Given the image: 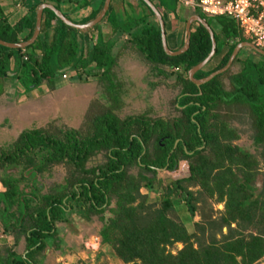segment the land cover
<instances>
[{
    "label": "trees",
    "instance_id": "trees-1",
    "mask_svg": "<svg viewBox=\"0 0 264 264\" xmlns=\"http://www.w3.org/2000/svg\"><path fill=\"white\" fill-rule=\"evenodd\" d=\"M138 1L144 7L138 18L132 17L137 11L126 10L118 21L110 18L115 13L110 0L101 21L86 30L67 26L45 8L32 44L24 49L0 45V97L17 91L29 97L42 84L55 91L64 84L63 74L70 75V82L92 77L100 88V101L93 109L94 102L89 104L78 128L32 122L0 146V225L13 237V246L22 241L24 247L19 253L2 245L0 264H45V250L51 247L62 254L59 225L69 224L75 212L88 222L99 215V254L123 264H256L264 256V172L258 169L264 162V56H239L240 49L226 71L198 87L187 73L211 50L206 29L194 21L187 51L169 56L153 12ZM149 1L157 9L155 0ZM43 3L67 19L64 8L88 10L80 14V24L103 7V1L93 7L89 0H15L12 6L19 4L21 13L11 22L9 7L0 2V40L28 41ZM219 17L226 19L219 34L206 22L215 53L194 74L196 80L224 67L238 43L251 42L235 20ZM100 23H111L112 35L104 40L99 33L93 41L87 32ZM182 35L171 51L182 48L184 26ZM233 37L238 39L230 44ZM133 53L157 79L148 82L151 91L173 81L174 117L151 118L149 109L120 117L129 88L119 60ZM8 79L17 88L4 86ZM245 133L250 146L235 144ZM182 161L186 175L169 183L157 177L158 169L176 171ZM60 165L67 169L63 181L46 189L40 178ZM150 192H160L159 202L150 199ZM212 199L224 202L218 217H213ZM180 203L185 218L178 214ZM105 210L110 213L106 219ZM196 214L199 220H193ZM177 243L183 247L172 254L168 249Z\"/></svg>",
    "mask_w": 264,
    "mask_h": 264
},
{
    "label": "rangeland",
    "instance_id": "rangeland-1",
    "mask_svg": "<svg viewBox=\"0 0 264 264\" xmlns=\"http://www.w3.org/2000/svg\"><path fill=\"white\" fill-rule=\"evenodd\" d=\"M102 1L104 4L105 0H97V5L95 7H99ZM128 3H131L133 7H130ZM154 3H156L160 13L168 12L170 14L181 15L180 18L182 20H185L188 16L200 15L205 22L210 24L216 34H219V28L226 20L225 17L208 16L200 9L193 11L178 0H155ZM112 4L115 13L113 16H110V18H116L117 21L120 19L122 11L124 12L125 10L128 14H131L132 11L133 13L137 11L132 16L133 18H138L139 15L144 13V7L138 0H113ZM132 17H128L129 21L133 20ZM155 19L157 21L156 17ZM75 21L78 23L73 22L74 24L83 25L79 23L80 21ZM186 21L184 22V28ZM97 28L103 38H108L112 35L113 27L111 23H100ZM237 39L238 37H233L229 40V43L231 44ZM245 39L251 41L249 38ZM166 44L169 50L170 48L172 49L170 46V39L167 37ZM243 53L252 58L260 59V54L258 55L253 52V50L242 48L239 56ZM119 63L120 67H122V76L127 81L126 88H129L124 98L125 105L120 117L138 114L148 109L150 110L149 116L151 118L159 116L166 119L176 115L172 100L177 93V88L172 86L173 81L165 80L151 91L148 82L156 81L157 79L153 76L151 77V73L148 72L146 68L147 66H144L140 62L136 54L133 53L131 56L125 55L121 57ZM66 79H68V77ZM13 83L12 80L8 79L4 86L14 87ZM15 88L17 87H14V89ZM99 90L100 88L96 80L89 77L86 83L65 81V83L55 91L45 89L43 93L42 90L39 89V93L36 92L35 96H33V93H30L28 97L26 96L27 94L24 95V93H19V91H17L15 95L11 94L8 96L2 94L0 97V146L13 141V137H16L22 128L33 124L32 122H36L38 125L46 124L47 126L51 124L59 128H78L89 104L94 102L90 107L93 109L95 108L94 105L100 101L96 100L99 95ZM54 118L55 121L52 123L50 120H54ZM233 125H238L235 120L233 121ZM234 143L246 147L250 146L248 134H242L240 139ZM186 166L187 162L182 161L178 165L176 171L158 170L157 177L163 179L165 183H169L173 181L174 178L186 175ZM258 169L260 172H264L263 161H259ZM66 174L67 169L65 166H55L47 176L40 178V180L45 185V188L48 189L52 184L62 182ZM2 190L3 187L0 185V191ZM149 197L159 202L160 192H150ZM215 198L216 196L214 199ZM214 199L211 201V207L214 211L213 217H218L220 213L224 211V202H216ZM176 208L181 218L188 216L182 203L176 205ZM102 215L104 219H106L110 216V213L108 210H105ZM91 219L90 222L82 220L81 216L75 212L69 216V224H60L59 226L63 227L59 234L62 240L60 250L63 251V253L61 254L59 249H54L53 247L50 249L48 248L45 250L47 254L45 264H123L119 259L113 258L110 254H106L105 252L99 254V239L96 235L101 227V222L99 221V215H92ZM193 220H199L198 214H196ZM186 226L190 229L192 227V222L187 223ZM234 226L235 225L232 224V227ZM225 231L226 229L223 228L224 233ZM2 245L14 247L19 253L24 252L23 242L21 241L18 246H13V237L4 233L0 225V247ZM182 247V244L177 243L168 250H170L172 254H175ZM256 264H264V256L256 262Z\"/></svg>",
    "mask_w": 264,
    "mask_h": 264
},
{
    "label": "water",
    "instance_id": "water-1",
    "mask_svg": "<svg viewBox=\"0 0 264 264\" xmlns=\"http://www.w3.org/2000/svg\"><path fill=\"white\" fill-rule=\"evenodd\" d=\"M142 1L151 9V11L154 13L155 17L157 18V21L159 23V28H160L162 48H163L164 52L167 55H169V56H177V55H180V54L184 53L185 51H187V49L189 48V43H190V35H191L190 26H191L192 22L196 21L197 23L202 25L206 29V31L208 32L210 40H211V50H210L209 54L207 55V57L203 61H201L200 63L195 65L187 73L189 80L192 83H194L196 86H198V87L200 85L208 82L210 79H212L216 75L221 74L224 71H226L229 68V66L231 65L233 59L235 58V56L237 55V53L239 52V50L241 48L247 47V48L255 51L256 53L264 56V50L261 49L260 47L254 45L253 43H250V42H240L234 47V49H233V51H232V53H231V55H230V57H229V59H228V61L225 64L224 67H222L219 70H216V71L212 72L211 74H209L208 76H206V77H204L202 79L196 80V79H194V74L198 70H200L211 59V57L215 53L216 42H215V39H214L213 31L211 30L209 25L198 15L190 16L187 19L186 24H185V40H184V44H183L182 48L179 49L178 51L171 52L168 49L167 44H166L164 22L162 20L161 14L159 13V11L155 8V6L149 0H142ZM109 3H110V0H105L104 4H103V8H102L101 12L99 13V15L95 19H93L92 21H90V22H88L86 24H83V25L74 24L71 20L67 19L59 10H57L51 4H48V3L40 4L38 6L37 10H36L35 28H34V32H33L32 36H31V38L28 41H25V42H22V43H17V44L7 43V42H4V41L0 40V45L8 47V48H21V49H24V48L28 47L30 44H32L36 40L37 36L39 35L42 11L45 8L50 9L51 11H53L55 16L61 22L66 24L67 26L72 27V28L77 29V30H83V29L91 28V27L95 26L97 23H99L101 21V19L103 18V16L105 15V13H106V11L108 9ZM158 170H160V169H158Z\"/></svg>",
    "mask_w": 264,
    "mask_h": 264
},
{
    "label": "built area",
    "instance_id": "built-area-1",
    "mask_svg": "<svg viewBox=\"0 0 264 264\" xmlns=\"http://www.w3.org/2000/svg\"><path fill=\"white\" fill-rule=\"evenodd\" d=\"M192 10L208 16H226L237 23L245 38L264 48V0H178ZM66 74L62 75L65 79Z\"/></svg>",
    "mask_w": 264,
    "mask_h": 264
},
{
    "label": "crops",
    "instance_id": "crops-1",
    "mask_svg": "<svg viewBox=\"0 0 264 264\" xmlns=\"http://www.w3.org/2000/svg\"><path fill=\"white\" fill-rule=\"evenodd\" d=\"M14 1L15 0H0V2H1V4L2 5H4V6H8L9 7V10L8 11H11V16H10V21L11 22H15V21H17V19L19 18V15H20V9H21V7H20V5L19 4H15V7L14 6H12L13 4H14ZM90 1V3L92 4V6L93 7H95L96 5H97V0H89ZM65 9V12H66V14L68 15V17H69V20H72V21H75V20H78V19H80V14L82 13V12H85V13H83V14H87L89 11L88 10H86V11H81V10H77V11H74V10H71V8H64ZM158 10V9H157ZM160 13V12H159ZM162 14V16H163V18H162V20H163V22L165 21L166 22V29H167V35H165V38L167 37V38H169L170 39V43H171V47H172V49H175L176 48V46L179 44V42L181 41V38L183 37V35H182V27L184 26L183 25V22L184 21H186V20H182L181 18H180V16L181 15H175V14H170V13H168V12H163V13H161ZM161 16V17H162ZM189 18V16L186 18V19H188ZM76 22V21H75ZM74 22V23H75ZM77 23V22H76ZM193 23V22H192ZM191 23V24H192ZM92 28V27H91ZM86 30V29H85ZM164 30H165V25H164ZM184 30H185V28H184ZM87 34H88V36L90 37V38H92L93 39V41L94 40H96V38L98 37V34H99V32H98V30L97 29H91L90 31H88L87 32ZM182 35V36H181ZM103 38V37H102ZM127 38V36L126 35H124L123 36V40L124 39H126ZM104 40L105 39H107V38H103ZM185 40V39H184ZM168 47V46H167ZM245 49H249V48H247V47H244ZM171 49V48H170ZM242 49V48H241ZM262 49V48H261ZM67 75V77H68V79H63V83H65V81H70L69 79H70V75L69 74H66ZM41 88V90H42V92L44 93L45 92V89H47V90H49L48 88H47V86L45 85V84H42L41 86H40ZM61 87V86H60ZM59 87V88H60ZM36 92L37 93H39V89L37 90H33L31 93H33V96H35L36 95Z\"/></svg>",
    "mask_w": 264,
    "mask_h": 264
}]
</instances>
